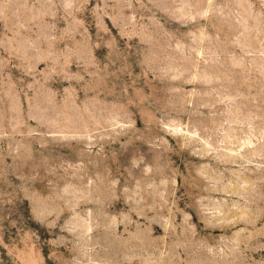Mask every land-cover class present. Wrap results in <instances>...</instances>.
<instances>
[{
	"label": "rangeland",
	"instance_id": "374dc122",
	"mask_svg": "<svg viewBox=\"0 0 264 264\" xmlns=\"http://www.w3.org/2000/svg\"><path fill=\"white\" fill-rule=\"evenodd\" d=\"M0 264H264V0H0Z\"/></svg>",
	"mask_w": 264,
	"mask_h": 264
}]
</instances>
